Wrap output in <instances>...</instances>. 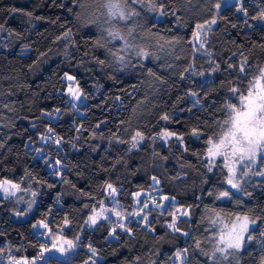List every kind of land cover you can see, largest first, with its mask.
<instances>
[{"label": "trees", "instance_id": "16d2710c", "mask_svg": "<svg viewBox=\"0 0 264 264\" xmlns=\"http://www.w3.org/2000/svg\"><path fill=\"white\" fill-rule=\"evenodd\" d=\"M102 3L0 0V264L10 257L81 264L94 255L100 258L95 264H176L177 251L180 264H261L264 176H251L241 191H233L220 168L208 171L205 155L208 139L222 132L224 104L239 106L230 88L246 94L257 69L264 68V25L255 24L262 1L241 0L243 15L236 4L217 12L220 0L129 2L128 10L139 15L113 24L106 23ZM197 24L209 27L202 48L193 42ZM112 29L130 47L112 40ZM140 49L149 55L137 56ZM65 73L84 97L79 113L68 100ZM162 131L175 135L165 143L155 140ZM136 132L144 140L133 149ZM48 135L59 146L42 145L40 138ZM108 184L126 218L106 216L88 226L89 216L107 201ZM21 189L36 192L37 201L33 214L19 221L12 213L21 210L15 202ZM151 190L168 197L165 208L134 215L140 210L135 194ZM225 190L230 198L218 199ZM173 214L179 231L168 227ZM214 215L256 220L253 239L247 241L246 234L228 263L209 259ZM39 220L48 225L50 238L75 242L66 260L43 257V239L32 229Z\"/></svg>", "mask_w": 264, "mask_h": 264}, {"label": "snow or ice", "instance_id": "6c2138e0", "mask_svg": "<svg viewBox=\"0 0 264 264\" xmlns=\"http://www.w3.org/2000/svg\"><path fill=\"white\" fill-rule=\"evenodd\" d=\"M129 2L133 5L140 3L142 6H145L143 5V0H103L102 7L106 9L108 17L106 22L110 24L112 19L118 18L120 20H124L130 18L134 14L139 15L138 12L128 11ZM146 6L150 11L157 10L154 3L149 2ZM217 7H219V5H217ZM160 14L164 15L162 5ZM212 23H215V21H212ZM0 27H2V25H0ZM196 27L197 29H203V25L200 24H197ZM64 35L67 37L68 33H65ZM129 35H131V30H129ZM193 35L199 37L198 32H194ZM108 36L111 37L112 40H125L124 48L127 49L130 47L125 37L121 36L119 31L108 30ZM100 46L103 47V45ZM200 47L202 48L203 44H200ZM113 55L116 54L113 53ZM136 55L139 57H147L149 53L140 49L136 52ZM118 59L120 62L124 61L123 56H119ZM100 62L103 63V61ZM231 67H233V65L229 64V68ZM246 67L247 57L243 59L238 68L241 78H246ZM185 71H187V69ZM257 72L259 75L249 82L246 94L242 93L238 87L233 86L230 88V93L233 97L238 99L239 106L235 103L224 104L222 111H224L227 115L220 125L222 132L215 142L212 139H208L207 141L209 145L207 162L211 164L213 162L212 158L222 157L224 166L228 169V178L226 183L237 191L242 190L241 180L244 177H248L250 174L264 176V168L258 167L260 163L264 162V68H258ZM65 77L69 81L74 79V77L69 76L67 73H65ZM69 91L72 92V89L69 88ZM73 95L79 99L78 91L73 92ZM193 95H195V93H193ZM162 119L167 120L168 116L165 115ZM49 131H51V129H49ZM160 135L162 138H166L175 135V133L163 132ZM193 135H198L196 130H193ZM143 140V134L136 132V134L132 137L131 147L133 149L137 148L139 143ZM58 142L59 141H57V143ZM57 163H59V161H57ZM238 168L240 171H238ZM208 171H212V168L209 167ZM153 180L155 181V177H153ZM156 182L158 183V181ZM3 183H10V181H4ZM12 187L17 188L18 185H12ZM107 189L110 190V195L116 192V189L113 188L111 184L107 185ZM5 191H7V189H5ZM135 195L140 196V193L137 192ZM208 195H212V193L209 192ZM230 196L231 193L228 190H225L220 192L217 198H230ZM164 199L167 200L168 197H164ZM112 203L114 208L111 211H114V214L119 217L121 213L115 211V207L122 206L119 205V201L114 197L112 199ZM101 205H103V201L101 202ZM156 206L160 207L158 204ZM144 207L146 208L148 205L144 204ZM105 211L109 210L105 209ZM100 215L101 213L94 212V215L89 216L88 220L92 224H95ZM134 215L139 216L140 212H136ZM183 215H187V212H184ZM105 218L107 219L108 217ZM143 218L145 220L147 219V217ZM176 219L177 217L173 214L172 223H170L168 227L175 228L176 231H179V228H176ZM236 219L238 223L233 226L232 230H230L226 236L222 234L219 237V242L223 246L215 248L214 252L209 256V259L216 261V253H220V255L226 260L228 255L231 254L228 250L238 252L243 248L246 243L245 234H247V241H251L253 239L249 229V224L251 223L255 225L256 220L250 221L247 215L243 217L238 216ZM38 225L44 228L48 227V225L44 224L42 221L38 222ZM38 225H33V227H37ZM120 227L123 228L124 225L120 224ZM185 235H187V233H185ZM261 235L264 236V232H261ZM197 247H199V242H197ZM262 247H264V244H262ZM45 250L47 251V249ZM3 251L4 249L0 247V252ZM186 252L187 249H184V253ZM176 257L177 259L181 257L180 251H177ZM8 264H31V262H29L26 258L18 260L15 257H10ZM261 264H264V259L261 260Z\"/></svg>", "mask_w": 264, "mask_h": 264}, {"label": "rangeland", "instance_id": "374dc122", "mask_svg": "<svg viewBox=\"0 0 264 264\" xmlns=\"http://www.w3.org/2000/svg\"><path fill=\"white\" fill-rule=\"evenodd\" d=\"M262 1V8L261 11L257 17V21L255 22V24H261L264 25V0ZM229 4H236L237 5V9H238V13L240 15H243L242 11H241V0H220V3L218 4L219 7L216 6V11L218 12L223 6L225 5H229ZM105 10V21L108 20L107 14H106V9ZM130 11V10H128ZM131 12V11H130ZM124 20H120V19H112L111 23L113 24L116 21H125ZM107 23V22H106ZM110 23V24H111ZM207 28H209L206 25H203V29H198L197 32L199 33V37L194 36L193 38V42L198 44L200 46V44H203V40H204V36L206 34V30ZM112 31H115L114 29H112ZM124 42V40H122ZM68 74V73H67ZM69 76H72L70 74H68ZM73 77V76H72ZM63 80L66 82L67 86H66V94L68 96V100L70 102V104L72 105V108L79 113L77 106L82 104L84 102V97L82 96L79 88L76 86L74 79L69 81L66 79L65 75L63 76ZM69 88L72 89V92L69 91ZM79 93V99H77L74 95L73 92H77ZM82 115V114H81ZM54 118V117H53ZM163 132H167V131H162L160 132L158 135L154 136L153 138L155 140H159L161 142H167V140L171 137H166V138H162L161 137V133ZM218 138L214 139L213 141L215 142ZM40 143L43 144H48L50 146L54 145V146H59V142L57 143V140L54 139L52 136H44L40 138ZM140 144V143H139ZM209 147V145H208ZM43 152L42 148L39 147V151H37V155L41 156L40 154ZM45 161H49L50 157H45L44 158ZM208 149L205 155V162H206V167L207 169L209 167L212 168V170L220 168V171L224 172V183L225 185L232 189L233 191L238 192L236 189H233L230 187V185H228L226 183L227 178H228V169L224 166V161L222 157H214L212 158V163L209 164L208 162ZM231 163V161H230ZM238 171H240V169L238 168ZM251 176H257V175H252L250 174L248 177H244L241 182L247 178H250ZM155 190H151L149 192L147 191H140V196H136V205H138L140 207V210L137 212H140L141 216L142 211L141 210H149V211H154L155 207H157L156 205H160V207H157L159 210H163L165 208L166 202L168 200H165L164 197L160 196L159 194H156L154 192ZM107 192V201L103 203V205L101 206V208L99 210H94V212H99L101 213V215L97 218V220H99L100 218H105L106 216H112L114 218H119L120 221L124 220L125 218L120 215L119 217L116 216L114 214V211H111L114 208V205L112 203V199L113 197L116 199V192L112 193L110 195V190L106 189ZM161 199V200H158ZM36 201H37V194L36 192L32 191V190H28V189H21L19 190L18 194L15 197V202L17 203V205L19 207H21V210H15L12 213V218L14 220H25L27 218H29L35 209V205H36ZM139 201V203H138ZM144 204H147L148 207H144ZM23 208V209H22ZM105 209L109 210V211H105ZM119 210L118 207H115V211ZM94 212L90 215H94ZM120 212V211H119ZM181 212V210H178V214ZM138 216V217H139ZM146 217H148V215H146ZM39 221H36L33 225H38ZM44 224H46L45 221H42ZM237 219L234 218L230 221H227L225 219H223L221 216L219 215H214L210 221H209V231H210V235H209V240H210V245H211V254L214 252L215 248L217 247H222L223 245L220 244L219 242V237L223 234V235H227V233L232 230L233 226L236 225ZM87 225L90 226L92 225V223L88 220L87 221ZM253 226V224H249V229ZM33 231L39 235V237H41L43 239V249H41V253L44 256H54L56 258H59L61 260H66L67 257H69L70 255H72L74 253V249H75V242L74 241H70L64 237L59 236L57 239H52L50 238V233L47 228L44 227H40L39 225L37 227H33L32 226ZM246 236V234H245ZM47 249V251L45 250ZM229 253H231L230 255H228V258L225 260L220 253H216V257L217 260L214 261L215 263H220V262H224V263H228L230 258L234 259L235 256L237 255V251L234 250H228ZM181 258V257H180ZM180 258L177 259L176 255L174 257L176 264H180ZM100 259L98 256L94 255L92 256L90 259L86 260L85 262L81 263V264H95V261ZM9 262V261H8ZM32 264V263H31Z\"/></svg>", "mask_w": 264, "mask_h": 264}]
</instances>
